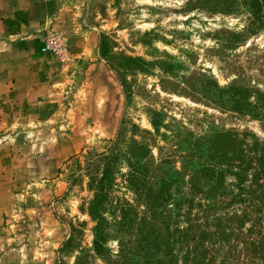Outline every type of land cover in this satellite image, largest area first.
I'll return each instance as SVG.
<instances>
[{"label":"rangeland","instance_id":"obj_1","mask_svg":"<svg viewBox=\"0 0 264 264\" xmlns=\"http://www.w3.org/2000/svg\"><path fill=\"white\" fill-rule=\"evenodd\" d=\"M251 2L0 0V264H74L81 249L91 254L94 223L81 208L92 193L86 178L72 183L70 176L87 154L105 152L121 127L151 130L156 112L182 139L232 131L247 134L249 144L264 141L260 120L204 96V87L216 91L213 82L246 88V103L264 95V29L252 22ZM48 32L66 39V59L40 53ZM125 58L144 69L131 63L118 70ZM121 77L131 88L127 98ZM233 184L227 176L226 189L235 191ZM115 190L132 198L121 184ZM73 228L75 252L64 249ZM107 247L118 251L115 240ZM214 247L216 264L246 255L242 244Z\"/></svg>","mask_w":264,"mask_h":264},{"label":"trees","instance_id":"obj_2","mask_svg":"<svg viewBox=\"0 0 264 264\" xmlns=\"http://www.w3.org/2000/svg\"><path fill=\"white\" fill-rule=\"evenodd\" d=\"M263 5L252 0L249 7L253 24L264 29ZM105 41L100 47L103 57L108 52ZM123 61L118 70L131 63L144 69L139 59ZM122 85L126 98L131 96L124 79ZM213 86L215 92L204 87L207 100L260 120L264 131V95L250 104L245 102L249 90L242 86L221 89L214 82ZM160 118L159 113L151 114V130L135 124L121 127L105 152L87 154L78 175H69L72 183L86 178L92 198L81 209L94 223L91 254L81 249L74 264H90L93 258L106 264H216V243L230 249L242 244L246 255L238 264H264V141L253 138L249 144L247 134L239 137L232 131L212 132L204 142L182 139V131L168 130ZM168 141L173 145H165ZM155 149L157 156L152 153ZM179 152L181 168L177 169L175 153ZM227 176L235 179V191L226 189ZM186 178L187 194L181 189ZM119 184L130 192V200L114 196ZM179 222L185 227H175ZM75 232L73 228L64 249L76 251ZM113 240L116 254L107 247Z\"/></svg>","mask_w":264,"mask_h":264},{"label":"built area","instance_id":"obj_3","mask_svg":"<svg viewBox=\"0 0 264 264\" xmlns=\"http://www.w3.org/2000/svg\"><path fill=\"white\" fill-rule=\"evenodd\" d=\"M42 54H53L57 58L63 60L67 58L66 39L55 32H48L43 36L42 46L40 48Z\"/></svg>","mask_w":264,"mask_h":264}]
</instances>
